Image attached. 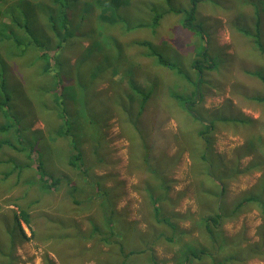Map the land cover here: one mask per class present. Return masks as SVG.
Returning a JSON list of instances; mask_svg holds the SVG:
<instances>
[{
  "label": "rangeland",
  "instance_id": "obj_1",
  "mask_svg": "<svg viewBox=\"0 0 264 264\" xmlns=\"http://www.w3.org/2000/svg\"><path fill=\"white\" fill-rule=\"evenodd\" d=\"M196 1L190 26L191 0H0V101L11 103L0 126L12 113L18 124L0 139L25 141L21 154L0 148V264H175L181 249L198 248L186 264H264V0ZM144 42L189 79L194 59L215 61L193 82L196 117L168 96L186 87L196 99L192 86L175 84ZM129 78L152 86L140 110ZM204 145L216 175H204ZM76 150L80 168L68 162ZM155 204L181 228L179 243L153 241L172 232ZM208 217L221 219L210 222L214 242L200 228ZM106 218L119 231L109 234Z\"/></svg>",
  "mask_w": 264,
  "mask_h": 264
},
{
  "label": "trees",
  "instance_id": "obj_2",
  "mask_svg": "<svg viewBox=\"0 0 264 264\" xmlns=\"http://www.w3.org/2000/svg\"><path fill=\"white\" fill-rule=\"evenodd\" d=\"M57 1L58 0H53L54 3H57ZM196 4H197L196 0H191L190 7L188 9L184 10L185 16H184V20H183V25L188 24V25L192 26L191 22H192V20H194ZM160 17H161L160 14H156L154 16V20H153V24L154 25H156V21H158ZM254 39H255V43L259 46L260 42H259L258 37H255ZM144 46H146V48L148 50H150L151 54L155 55L154 57H155V59H156V61H157V63L159 65L167 67L171 72H173L174 75L177 76L175 81H174L175 84H177L181 80H184V78L187 79L186 83H188L189 85L192 86L191 91L194 93V96H195L196 99H192L189 96V93H186V91H185L186 87H183V89L179 90V91L170 92L168 96L174 97V99L177 98L180 101V103H176L175 104V102H174L175 106L180 104V106H182V109H184V110H186L188 112L190 111L191 114L194 117H196L195 114L192 112L191 107L196 105V103H197V101L199 99L200 90L197 87V85L195 87H193V82L195 83V81H197L198 78L201 80L202 73L204 72L205 69H207V68H209V69L212 68L213 69V66L215 65V61L209 59L207 64L202 65L203 63H201L199 58L198 59L197 58L194 59V63L191 62V65H192V67L194 69L193 72L196 74V78H195V80H193V79H189V77L185 73V71L181 67H179L174 61H172L171 58L167 59L164 56H162L161 54L156 53V50L154 49V47L150 43L144 42ZM197 56L198 57L206 56V52H204V48L201 49V52H199L197 54ZM39 57L40 58L46 57V54L44 52H42V53L40 52L39 53ZM50 59H52V57H50ZM42 71H43V73H46L48 71V61L43 64ZM128 80H129V83H131L130 87L132 88V93L138 96L139 110H140L143 107V105L145 104V102L148 100L149 96L152 94V86L149 85L146 89H142V88H138L137 85L134 83V81L132 79L129 78ZM111 81L115 82V80H113V79H111ZM0 86H1L2 89L4 88L3 85H0ZM55 87H56L55 85L51 86L49 84V77H48L47 85H45V87H44V90H46V93L50 92V93L53 94V91L55 90ZM5 88L7 89V85L6 84H5ZM47 89H48V91H47ZM9 98H10V95H9L8 99L0 101V111L2 112V114L5 117H8L9 115H11V113L9 111V106L11 108V103L9 102ZM129 98H130V100H132L133 96L129 95ZM189 98H191V99H189ZM48 99L49 98L47 96V100ZM49 104L52 107H54V105H56L57 108H59L61 106V104H59V103H57V104L56 103L55 104L49 103ZM171 105L174 106L173 104H170V106ZM14 116L17 119L16 114L12 113L11 120H8L6 123H4V126H0V133H7L10 130V128L15 127V126L18 125L16 123V119L14 118ZM64 119H65V117H64V112H63L62 122H63ZM17 129L18 128L15 127V130H17ZM208 129H209V127L206 130H208ZM13 136L16 138V142L15 143L11 142V140H9L7 138H1L0 139V148H1L2 144L3 145L6 144L11 149L16 150L17 153H19V154L23 153V151H25V147H24L25 141L19 139L20 134H14L13 133ZM257 140L260 141L261 137H259ZM250 146L252 147V149L253 148L257 149L258 148L256 142H253L252 140L250 141ZM262 149H264V148H262ZM208 155H209L208 147H205V145H204L203 147H201V152L199 153L198 158L202 162L207 163ZM262 155H264V153ZM71 156L68 157L69 158L68 162H69L70 166H72V167H75V166L77 167L78 166L79 167V160L81 159L80 151L76 150L75 155H71ZM207 166L208 167L204 170V175H208V176L216 175V172H214V171L212 172L211 171V170L214 169L213 166L210 163L209 164L207 163ZM37 167L38 168H37L36 172L38 173L37 174L38 175V177H37L38 182L40 183V181H42V180H43V182H45L46 179L43 178V176H45V174H43V172H42V166L40 164H38ZM51 179L53 180L55 185L57 183H59V178H52L51 177ZM42 184L47 186V187H49L50 183L46 182V183H42ZM225 186H226V184L223 183L222 187L219 190V192L217 193L216 197L219 196L220 194H223V192H225V190H226ZM42 187L44 188V186H42ZM260 190H262V188H260ZM156 191L158 192V189H156ZM260 192L262 193V191H260ZM158 197H160V196H158ZM201 202H203V201H201ZM243 203H244L243 201L239 202V204H237L236 206H234L231 209V212L229 214H232L235 211L239 210L240 209V205L243 204ZM205 204L207 205L208 203L205 202ZM259 205L262 206V208H264V201L262 203L259 202ZM155 210H156V216L155 215L154 216L156 218V222H159V223L162 222L168 228L172 229V232L169 235H167V233L165 231H162L157 236L156 235L154 236L153 241H156V239H159L160 237H164L165 239H167L168 241H170V242H172L174 244L179 243L181 235H182L181 228L178 227L175 223L171 222L169 219H164V218L159 219L158 213H159L160 209H159V207H157V205L155 207ZM223 212L224 211H223L222 205L220 204V207H218V213L216 212L215 217L216 218H222L223 217ZM20 213H21L22 219H18V216L14 215V217L16 219H13V220H14L15 224L17 225V227L19 228L20 232L23 233L22 227H21V221L24 222L25 224H28L29 219H27V215H26L25 211H20ZM225 216H226V214H225ZM216 220L217 219H214V217H208V218L203 219L201 221V226H200L202 228H205L206 234L208 236L207 239L209 241H212V242L217 241V240H219L221 238L220 231L219 232H215V231H213V229L211 227V223L210 222H212L213 225H217V224H219L221 222V219H218L217 223L215 224ZM104 222H105V228L107 230L111 231L109 234L113 235L114 232L119 231V229H116L115 226H114V223L118 222L116 219H107L106 218V219H104ZM94 227H96V229L98 230L97 226H94ZM130 229L127 228V231H129ZM8 232H9V235L11 237L12 234H13V231L12 230H8ZM100 234H102V232H100ZM116 235L118 236V234H116ZM102 240H103V242H106L107 238L106 237H102ZM117 240L118 241L122 240V243H118V249L127 248L129 240H126L124 238H122V239L119 238ZM221 241H224V238H222ZM132 252L133 251H131V250L129 251L130 254ZM203 253H204V248H198L196 252H195V250L181 249L179 251V253H178L179 260L175 264H186L187 261L191 260V256H193L194 258L197 257L198 259H200Z\"/></svg>",
  "mask_w": 264,
  "mask_h": 264
},
{
  "label": "crops",
  "instance_id": "obj_3",
  "mask_svg": "<svg viewBox=\"0 0 264 264\" xmlns=\"http://www.w3.org/2000/svg\"><path fill=\"white\" fill-rule=\"evenodd\" d=\"M206 219V218H205ZM185 225L187 226V224L185 223ZM201 229H203V230H205V228H202V227H200ZM206 231V230H205Z\"/></svg>",
  "mask_w": 264,
  "mask_h": 264
}]
</instances>
